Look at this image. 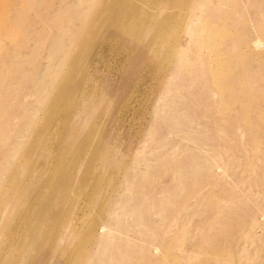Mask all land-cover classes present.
<instances>
[{
	"label": "rangeland",
	"instance_id": "obj_1",
	"mask_svg": "<svg viewBox=\"0 0 264 264\" xmlns=\"http://www.w3.org/2000/svg\"><path fill=\"white\" fill-rule=\"evenodd\" d=\"M0 264H264V0H0Z\"/></svg>",
	"mask_w": 264,
	"mask_h": 264
},
{
	"label": "bare ground",
	"instance_id": "obj_2",
	"mask_svg": "<svg viewBox=\"0 0 264 264\" xmlns=\"http://www.w3.org/2000/svg\"><path fill=\"white\" fill-rule=\"evenodd\" d=\"M160 24H161V23H160ZM160 24H159V25H160Z\"/></svg>",
	"mask_w": 264,
	"mask_h": 264
}]
</instances>
